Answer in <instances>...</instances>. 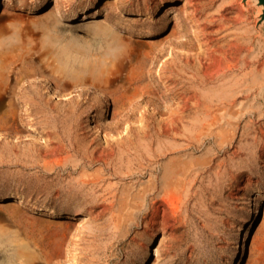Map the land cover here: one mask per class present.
<instances>
[{
    "label": "rangeland",
    "instance_id": "1",
    "mask_svg": "<svg viewBox=\"0 0 264 264\" xmlns=\"http://www.w3.org/2000/svg\"><path fill=\"white\" fill-rule=\"evenodd\" d=\"M190 3L0 0V264H264V21Z\"/></svg>",
    "mask_w": 264,
    "mask_h": 264
},
{
    "label": "bare ground",
    "instance_id": "2",
    "mask_svg": "<svg viewBox=\"0 0 264 264\" xmlns=\"http://www.w3.org/2000/svg\"><path fill=\"white\" fill-rule=\"evenodd\" d=\"M189 3L192 1L188 0ZM111 3V2H110ZM191 4V3H190ZM109 5V4H108ZM193 7V6H192ZM173 8V7H172ZM170 8V9H172ZM195 9H194V13H195ZM193 15V14H192ZM194 16V15H193ZM195 19V18H194ZM201 28V27H200ZM174 35V34H173ZM122 43V42H120ZM237 46V45H236ZM235 47V46H234ZM238 47V46H237ZM229 48V47H228ZM236 51L232 50L230 52V54H226V55H232L235 59L234 60V64L231 65L230 64V67L229 69L232 71V72H236L237 71V68L239 69V63H240V60H238V56L236 55H239V56H242L241 53L242 52H238L239 50L235 47ZM238 50V51H237ZM246 53V52H245ZM209 55V54H208ZM211 60V59H210ZM145 63L148 61L147 59L144 60ZM231 62V61H230ZM3 63L1 64L0 66V82L3 81L4 79V76H3ZM226 69V68H225ZM224 69V70H225ZM94 75V74H93ZM134 76H141L142 75V71L141 72H138V71H135V73L133 74ZM236 75V74H235ZM233 75V76H235ZM94 79L97 80L99 83H102L103 81V74H96L94 75ZM237 80V79H236ZM235 80V81H236ZM238 82V81H237ZM236 82V83H237ZM16 83V82H15ZM240 83V82H239ZM231 84V83H230ZM243 85V84H242ZM244 86V85H243ZM15 87V86H14ZM239 91V90H238ZM229 92V91H228ZM227 92V93H228ZM230 94V93H229ZM235 98V97H234ZM221 101V100H220ZM227 103V102H226ZM231 105V104H230ZM226 106V105H225ZM242 107V106H241ZM239 108V107H238ZM217 110H215L214 114H213V119L211 120V122L207 123L204 125V129H207L208 126H212L214 123H216L217 121V113H216ZM229 114H231L232 116H235L237 113L236 112H230ZM242 115V114H241ZM216 120V121H215ZM0 127L1 129H5V130H8L9 128H14V129H17L18 127V123H17V120L15 119V114L13 112H10V113H7L5 115H2L0 117ZM218 135L220 136H223V138L227 135V131H223L221 130ZM221 138V137H220ZM206 158H198V159H183V160H179V158L177 157H172L169 159V162L167 163V167H166V170H165V176H164V189L166 191V194L168 195H173L177 198H180L181 194L184 193L185 191V181L187 179V176L189 173H191L193 171V169L197 166H201L203 165L205 162H206ZM208 163V162H206ZM205 163V164H206ZM210 163V162H209ZM208 163V164H209ZM212 163V162H211ZM197 170V169H196ZM197 173V172H196ZM198 174V173H197ZM96 175L94 176H91L88 179L89 180H96L97 176L95 177ZM190 180H188L189 182ZM188 185V184H187ZM192 186V185H191ZM187 192V191H186ZM190 194V193H189ZM186 199V198H185ZM124 204V203H123ZM40 210H44V209H47V208H39ZM262 217H264V212H263V215ZM61 231H63L61 229ZM61 236V235H60ZM64 237L65 236H61ZM60 238V237H59ZM61 239V238H60ZM35 258V254L31 251H28V250H25L24 251V259H23V264H32L33 260Z\"/></svg>",
    "mask_w": 264,
    "mask_h": 264
},
{
    "label": "water",
    "instance_id": "3",
    "mask_svg": "<svg viewBox=\"0 0 264 264\" xmlns=\"http://www.w3.org/2000/svg\"><path fill=\"white\" fill-rule=\"evenodd\" d=\"M244 3L246 2V0H243ZM256 2L257 7L260 9L261 14L259 16V21L260 23L264 21V0H254ZM263 211V209H262ZM61 228L65 230V233L67 235V237H69L73 231H74V222L70 221V222H61L60 223Z\"/></svg>",
    "mask_w": 264,
    "mask_h": 264
}]
</instances>
